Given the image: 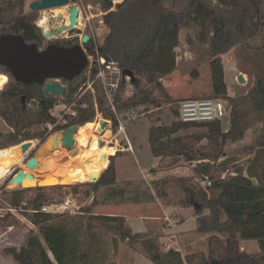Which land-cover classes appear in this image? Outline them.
Listing matches in <instances>:
<instances>
[{"label": "trees", "instance_id": "1", "mask_svg": "<svg viewBox=\"0 0 264 264\" xmlns=\"http://www.w3.org/2000/svg\"><path fill=\"white\" fill-rule=\"evenodd\" d=\"M26 0H0V27L4 33L21 34L26 42L36 43L39 48L45 47L43 34L35 24L36 11L24 12ZM75 1V0H72ZM85 3L99 4L102 11L103 24L108 32L101 44L96 45L97 54L108 57L117 64L119 69L131 70L134 80L130 84L135 92L124 101L119 100V91L125 84V77L119 82L117 92L113 95V103L117 108L132 107L150 103L158 106L162 100L172 101V96L159 83L175 71L186 75L198 66L207 63L210 68L211 95L221 98L229 104V126L223 129L222 121L209 123H184L174 121L170 125L151 123L148 129L150 151L155 157L184 156L187 160L215 161L225 155L223 147L226 142H235L243 138L245 132L256 124H261L264 132V68L260 74L254 75L252 86L241 95L230 96L224 79V67L221 55L240 46L252 52L264 48V0H122L113 5L114 0H83ZM114 6V9H111ZM186 31L184 43L192 54L190 58L177 59L176 48L181 45L180 33ZM47 44V43H46ZM86 51L95 54L94 39L84 45ZM0 70L8 75V82L3 88L7 99L11 101L10 113L12 128L20 138L10 145L19 144L25 140L46 135L45 127L38 135H30L26 130L34 125L55 123V117L50 109L56 103L57 94L44 93L42 85L33 83L24 85L14 79L9 71L0 66ZM92 72L91 78L95 76ZM86 68L71 80L61 79L66 92L61 95L71 99L78 88L85 83ZM145 80L152 89L142 86ZM97 109L104 118L116 123L111 109L103 107L102 87L100 80H95ZM156 90L157 95H153ZM25 96V104L21 97ZM191 97V96H190ZM91 95L86 94L76 106V115L62 125H56L53 130L63 129L71 125L82 126L92 121L95 109L92 105L81 107L83 102H89ZM36 101L35 108L28 107V101ZM174 113L178 116L177 107ZM7 123L5 114L0 112ZM189 125L205 126L204 134L191 137L174 136L181 128ZM208 140V150L195 148V143L201 139ZM259 148V149H258ZM257 149V150H256ZM247 153H254L247 168V175L242 169L233 173L227 171L224 177L209 176L211 185L208 192L193 185H182L184 197L178 202L182 207L194 206L195 231L217 232L225 237L221 256L189 253L182 257L175 249L163 251L156 235L151 231L133 232L122 215L91 214L98 222L106 224L113 234L118 235L111 240L115 251L119 242L126 244L141 253L152 264H264V136L257 143L246 148ZM256 150V151H255ZM109 157L107 167L99 178L87 181L93 190L106 186L107 196L117 199L110 202L104 199L101 203H143L154 202L151 195H135L127 197L126 185L118 186L113 157ZM207 163H203L200 172L203 177L210 173ZM154 171V169H151ZM180 180V179H178ZM166 181V180H165ZM64 187L77 188L76 184H55L48 186L36 185L22 187L18 193L35 192V197L27 199L24 209H30L29 217L34 224L39 225L42 240L29 233L26 244L19 249L7 247L4 252L10 255L16 264H92L95 262L94 248L84 243V240L94 235L90 221L82 225L75 218L57 219V214L42 212L41 206L48 200L47 191L61 190ZM157 189L156 185H154ZM159 190V189H157ZM15 192V193H16ZM164 193H158L163 196ZM13 208H20L19 197L10 199ZM98 204L93 201V205ZM88 209V208H87ZM206 211V213H204ZM92 213L91 211H87ZM13 216L6 213L0 216V226H11ZM56 220V221H55ZM255 240L259 246L256 252L248 253L241 250L239 241ZM96 250V249H95Z\"/></svg>", "mask_w": 264, "mask_h": 264}, {"label": "rangeland", "instance_id": "2", "mask_svg": "<svg viewBox=\"0 0 264 264\" xmlns=\"http://www.w3.org/2000/svg\"><path fill=\"white\" fill-rule=\"evenodd\" d=\"M30 1L32 0H26L24 2L23 10L25 13L31 11L28 7ZM120 1L114 0L113 5ZM74 4L79 8L77 22L78 28H76L74 32L89 31V33L93 35L94 44H101L108 32V29L103 24L102 16L104 12L102 11L99 4H94L91 2L85 3L83 0H70L69 4L66 5L36 11V26L41 30L42 34L47 31H51L52 33L54 29H57L59 26L63 25L62 16L64 17V15L62 14H67V7ZM111 9H114V6ZM43 17H46V24L40 23V18ZM3 33L4 32L0 27V34ZM69 33L70 31L67 32L66 30L64 33H62V35H68ZM186 33V31H181L180 33L181 45L176 48L178 60H180L182 57H192V54L187 50V46L184 43V37ZM48 41L49 38L45 37L44 45H46ZM230 55H232V58H225V80L227 81L228 85L227 93L230 96L241 95L246 93V91L254 83V75L257 73L260 74V70L264 68V48L252 52V50L247 48L241 50L240 46H238ZM90 56L94 58L93 55ZM229 59H233L231 65H228ZM94 62L95 59H93V63ZM207 65L208 64L206 63V66L200 68L197 72H193L195 70L194 69L188 73L190 75V78L188 79L191 80L189 81L191 83L190 87H187V80L179 81L181 83L178 82V84L181 86L177 85L176 91L174 90L175 92L173 91L169 80H166L169 83V86L167 88H164L163 86L162 87L167 90L170 95L177 97L182 96L184 93L187 95L194 94L197 96V94H201L200 96L214 97L213 94L211 95V90H208V88L211 86V81L207 76V71H210V68L209 66L207 67ZM238 71H241L243 74L245 79L244 82L238 80V77L236 76ZM105 74L108 79L109 77L115 78L117 75L115 72L111 73V70H106ZM198 77L201 78L200 82L195 81V78ZM8 79V75L0 70V112L4 113L8 119L7 123L6 119L0 115V216H4L6 213H10L13 216L11 219L13 225L0 226V264H16L13 258L4 252V249L7 247H16L19 249L20 247L24 246L29 233H33L42 240L39 233V225L34 224L29 217V212H31L30 209L22 208L24 207L23 203L25 204L27 199L35 197V192L29 191L22 194L16 192L22 188V186L14 184L12 187L10 178L14 175L18 168L22 169L24 161H26L31 156H35L37 151V153L40 152V149L44 147L46 140H48L52 134L61 130L47 129L43 140H41L39 137L30 139V147L23 152L20 149V143L16 145H10L13 143V141L20 138V136L18 137L15 129L10 126L12 125L10 113L11 101L7 99V94L9 93L3 92V88L8 82ZM121 79L124 78L119 76V82ZM95 80L93 87L96 99L97 93L95 90ZM100 83L103 90L101 95L103 107L106 110L111 109L113 111L117 124L115 125L112 120L104 118L97 109V105L96 108L94 107L92 99H90L89 102H83L82 104L85 105L83 106L81 104V107H88L89 105H92L95 109L94 119L88 122L97 123L100 122V120H108L109 123H107V125L104 127L105 131H107V134H104L105 131L98 134L97 140L100 146H110L115 148V153L117 152L118 155L113 157L114 165H116L117 157L120 156L118 157V162L120 165L116 178L119 180V182H117L119 183L118 186H125V183H130V185L125 186L127 190V197H132L135 195H151L154 198V202L160 201L161 204L180 206L178 201L184 197L182 192V185L184 184L188 183L193 185L195 188H203L208 192L209 188L203 186L202 181L205 178H209L210 175H213V177L215 176L216 178L218 176L222 178L227 174V171L233 173L236 169H242L243 173L247 175L246 168L252 164L251 161L254 153L248 154L246 148L257 143L262 134L264 136L261 124L258 123L249 128L245 132L242 139L235 142H226L223 147L225 155H221L218 160H204L208 162H200L201 160L189 161L181 155L163 156L157 160L154 156H152V153H150V146L148 147V129L151 123L156 125H170L174 121H180L178 116L174 113L178 99L173 98L172 101L162 100L158 106L145 103L132 107L122 106L117 108L119 100L124 101L135 92V88L130 84L129 77L127 76L125 78L124 86L119 91V100L117 103H113V109L105 97L101 80ZM83 85L84 83L78 88L71 99H64L63 97H60L61 95L57 94L58 96L55 102L64 101L70 105L72 104L76 109V106L78 105L77 101H79L86 94L91 95L90 91L86 90ZM142 86L146 89H152V85L148 84L145 80L142 81ZM81 87L82 89H80ZM117 90L118 88L115 92H117ZM189 91L190 93H188ZM153 95H157L156 90H154ZM27 105L28 107L35 108L37 103L36 101L30 100L28 101ZM225 105L229 111L230 107L226 101ZM70 119L71 118L68 117L67 121ZM221 126L223 129H226L229 126L228 117L224 118ZM45 127V124L34 125L28 128L26 133H29L30 135H38L39 132ZM79 127L80 126H77V129ZM206 131L207 128L205 126L189 125L178 130L174 136L193 138L195 135L204 134ZM130 142L132 146H130ZM207 143L208 140L203 138L199 142L195 143L194 149H198L199 153L203 149L208 150L209 145ZM128 146L130 149V151L127 152L128 155L121 156L122 152L125 151L124 148H127ZM52 148L44 149L41 153H39L38 158L45 159L49 156L55 157L57 162L56 168L53 169V171L51 170L47 173H43V165L37 167L35 170H33V168H29V170L33 172L31 174L34 176V180H37L41 186L71 184L61 181L62 175L67 172L64 166L68 158H70L72 155H75L80 150V148L76 144H74V149H76L75 151L68 150L61 145L55 147L53 146ZM110 156L111 155H108V162ZM35 158L37 162H39L38 158ZM203 163H207L206 165L209 166L206 167H208L210 170V173L205 177H203L200 172L198 173V171L201 170V166L199 165H202ZM174 168H179L177 174H163ZM151 169H154V171ZM157 172H159V176L155 179L154 176L157 175ZM87 181L89 180L73 182L72 184L77 185L76 190L72 189L71 187H64L61 188V190H48L46 192L48 195V200L44 201V204H48L52 207V204L59 205L64 199L68 198L72 202L73 210L57 214L56 216L58 217H56V220L58 218L69 219L74 217L75 219L73 221L77 220L82 225L90 221L92 227L94 228V235L90 238H87V240H84V243L86 245V243L88 244V241H90V245L94 248V253H96L94 259L95 262L92 264H117L121 247L139 253L135 249L130 248L126 244V241L119 242L116 251L115 247L112 248L111 240L115 234H113V232L107 228L108 226L106 224L98 222L97 219L92 218L93 216L91 214L93 213H89L87 211L93 212V208L95 206L93 205V201H96L98 204H100L104 199H108L110 202H113L117 198L114 195H111V197L107 196L108 188L106 186H100L95 191L90 185L85 183ZM154 185H156L157 189L159 190L155 189ZM161 192H163L164 195L158 196V193ZM13 197H19L22 204L20 208H16L14 212H11L10 209H13V207L10 205L9 201ZM189 208L191 209L188 210L187 214L189 215L192 213L196 219L194 206H189ZM204 213H206V211H204ZM173 215L174 214L171 213L163 217L162 215L157 217L160 227H164L163 235H160L158 232L156 234L160 248L163 251L172 248L178 250L182 257H185L189 252H203L206 255L211 254L216 257L222 255L225 237L217 232L205 233L197 232L194 229H189L195 225L194 221L191 219H187L185 224L182 225V228H186V230L182 232H176V236L178 237H173L172 235H175V233L172 231L173 227L175 226L174 229L179 228V226L177 227L178 221L176 218L172 217ZM165 217H168L171 222L166 221ZM171 219H175V221H172ZM155 222L156 221H153L152 223ZM132 226L134 231H139L144 230V226L146 225L145 221L142 222L140 219L136 218L133 219ZM165 227H168L169 229H166ZM150 231L153 233L152 230ZM115 236V239L119 238L118 235ZM258 250L259 246L255 240L246 241V252L251 253ZM139 254L142 255L141 253ZM122 255H124V258H126L125 254Z\"/></svg>", "mask_w": 264, "mask_h": 264}, {"label": "water", "instance_id": "3", "mask_svg": "<svg viewBox=\"0 0 264 264\" xmlns=\"http://www.w3.org/2000/svg\"><path fill=\"white\" fill-rule=\"evenodd\" d=\"M68 3L69 0H32L29 2L28 7L31 11H40L66 5ZM77 14L78 7L74 4L69 8V24L59 26L54 32L59 33L67 29H74L77 22ZM50 35L51 31L43 33V37H48ZM87 41L88 35H83L82 42ZM106 60H108V57H106ZM87 63L88 57L80 44L72 46L49 44L44 48H39L36 43L26 42L21 34H0V66H4L16 81L24 85L33 83L42 85L44 93L63 95L66 92V87L60 80L73 79L83 71ZM121 73L123 77L128 76L131 81L134 80V74L131 70L123 69ZM238 80L241 82L245 81L242 74L238 75ZM21 100L23 104H25V96H22ZM107 123L109 122L106 119L100 120L102 128H104ZM76 129V125L63 128L59 132L52 134L50 141L55 143L58 138V145L68 150L75 151V139L73 135ZM30 144V140L21 142L22 151H26L30 147ZM102 158H104V156ZM36 162L35 156H31L24 161V164L30 167L34 166ZM19 172H23V169L18 168L10 178V182L22 186L20 176L17 175ZM99 176L100 174L95 176V174L92 173L89 181L94 182ZM196 207H198V205L194 204V208Z\"/></svg>", "mask_w": 264, "mask_h": 264}, {"label": "built area", "instance_id": "4", "mask_svg": "<svg viewBox=\"0 0 264 264\" xmlns=\"http://www.w3.org/2000/svg\"><path fill=\"white\" fill-rule=\"evenodd\" d=\"M96 45L97 44H95L94 55L88 53L82 46L88 57V63L85 67L87 77L83 87H85L86 90L90 91L92 102L94 103V107L96 108L97 103L94 95L93 83L95 79H100L104 88L105 97L114 109L113 95L118 88L119 76L121 77L122 73L115 62L110 61L109 59L106 60L105 56H100L97 54ZM90 55H93L94 58ZM93 59H95L94 63ZM106 70H111V73L115 72L117 75L115 76V78L109 77L108 79L105 74ZM94 71L96 74L93 77L94 79H92L91 74ZM159 82L164 88H167L169 86V83L166 81L165 77H161L159 79ZM80 89H82V87ZM82 105L84 106L85 104ZM176 107L178 110V118L181 122L184 123H209L218 120L223 121L229 113L224 100H222L221 98L210 96H191L181 98L177 100ZM50 113L53 115V117H55V123H45V126L47 129L52 130L56 125H62L66 123L68 117H74L76 115V110L72 104L70 105L69 103H66L64 101H57L51 107ZM202 184L203 186L208 187L211 185V180L209 178H205L202 181ZM72 208L73 205L71 200L66 198L59 205L52 204L51 207L48 204H44L40 209L42 212L62 213L65 211H72ZM14 210L16 209H10L11 212H14ZM165 220L171 222L168 217H165ZM172 221H175V219H173Z\"/></svg>", "mask_w": 264, "mask_h": 264}, {"label": "crops", "instance_id": "5", "mask_svg": "<svg viewBox=\"0 0 264 264\" xmlns=\"http://www.w3.org/2000/svg\"><path fill=\"white\" fill-rule=\"evenodd\" d=\"M235 48L231 49L227 53L222 54L220 56L222 58L221 61H222L223 67H224V79H225V74H226L225 58H232V55H230V54L233 52V50ZM232 60L233 59L228 60L229 61L228 65L232 64ZM204 66H206V63L198 66L193 72H197L200 68H202ZM207 67H208V65H207ZM239 74H242L241 71H238L236 73V76L238 77ZM207 76L210 78V76H211L210 71H207ZM188 78H190L189 74L180 75L177 71L165 76V79L169 80V83L172 86L173 91L174 90L176 91L177 85L181 86L180 84H178L179 81L187 80V83H188L187 87H190L191 83L189 81H191V80ZM200 80H201L200 77L195 78V81H197V82H200ZM225 82L227 85L226 80H225ZM179 83H181V82H179ZM208 90H211V86L208 88ZM227 90H228V85H227ZM188 93H190V91ZM192 93H194V92H192ZM200 95L201 94H197V96H200ZM190 96H196V95H194V94L187 95L184 93L180 97L173 95L172 98L181 99V98L190 97ZM129 144H130V146H132L131 142ZM148 147H149V144H148ZM124 150L125 151L122 152L121 156H127L128 155L127 152L130 151L129 146L127 148H124ZM150 153H151V151H150ZM118 157H120V156H118ZM118 157H117V161H116V165H115L116 177H117V172L119 171V165H120L118 162L119 161ZM155 158L158 160L160 157H155ZM178 170H179V168H174V169L169 170V172H165L163 174H169V175L170 174H177ZM158 176H159V172H157V175L154 176V178L156 179V178H158ZM116 181L119 182V180H117V178H116ZM190 209L191 208H189V207L161 204L160 201L143 202V203H119V204L100 203V204H97L94 206L92 213H94V214H105V215H122L127 220L128 224L131 227V230L133 232H143V231H147V230H149V231L152 230L155 235L157 234V232L160 233V235H163V228H164V227H160V224L158 223L157 217H159L160 215H162V217H163L165 215L172 213V214H174L172 217L176 218L178 221L177 227L179 226V228H177V229H174L175 226L173 227L172 231L175 233V235L173 234L172 236L175 237L176 232H182V231L186 230V228H182V225L185 224V221L187 219H191L195 223V217L192 215V213H190L189 215L187 214L188 210H190ZM136 218L140 219L142 222L145 221L146 226H144V230L134 231V228L132 226V221H133V219H136ZM153 221H156V222L152 223ZM165 228L169 229L168 227H165ZM189 229H195V225ZM177 237L178 236H176L175 238H177ZM239 246H240L241 250L246 251V241H239ZM189 253H187V254H189ZM122 254H125L126 258H124V255H122ZM117 264H152V263L149 260H147L145 257H143L142 255H140L139 253H136L133 250L125 249V248L121 247L120 248V255H119V259H118Z\"/></svg>", "mask_w": 264, "mask_h": 264}, {"label": "bare ground", "instance_id": "6", "mask_svg": "<svg viewBox=\"0 0 264 264\" xmlns=\"http://www.w3.org/2000/svg\"><path fill=\"white\" fill-rule=\"evenodd\" d=\"M120 1V0H118ZM64 15L66 23L68 22V15ZM40 23L46 24V17L40 18ZM105 129L101 127L100 122H86L83 126H80L76 133L73 135L75 139V144L80 148V150L75 154L70 156L65 164L66 173L62 175L61 181L67 183L73 182H81L90 180V175L92 173L97 176L101 173L108 165V155H112L115 153V148L110 146H100L97 140V135L104 132ZM107 134V131L104 132ZM51 138L46 140L44 147L40 149L41 153L44 149H51L52 146H58V138L56 142H51ZM21 149V145H20ZM22 151V149H21ZM23 152V151H22ZM38 152V151H37ZM36 152L35 157H39V153ZM104 156V158H102ZM36 159V158H35ZM37 161V160H36ZM39 162H36L34 166H26L22 165L23 172L17 173L20 176L21 185L22 186H36L40 185L37 180H34L33 173L30 169H36V167H40L43 165V173H47L49 171H53L56 168L57 162L55 157L49 156L45 159L38 158ZM41 167V168H42ZM35 173V172H34ZM52 173V172H51ZM31 175V176H30ZM57 180V178H56ZM59 180V179H58ZM13 187L14 184L11 183Z\"/></svg>", "mask_w": 264, "mask_h": 264}, {"label": "flooded vegetation", "instance_id": "7", "mask_svg": "<svg viewBox=\"0 0 264 264\" xmlns=\"http://www.w3.org/2000/svg\"><path fill=\"white\" fill-rule=\"evenodd\" d=\"M69 2H70V0H69ZM71 6L67 7V14L68 15H69V8ZM78 16H79V8H78V14H77V22H78ZM62 22H63V25H68L69 24V18H68V22L66 23L65 18L62 16ZM77 22H76V25H75L74 29H67V32L70 31V33L68 35H62V33H64L66 30L63 31V32L55 33L54 32L55 29H54L53 32L51 33V35L47 37V38H49V41L47 42V44L45 46H47L49 44H57V45H60V46H72V45H75V44H80V45H82L84 47L86 42H82L83 35H88V41L90 39H93V35L91 33H89V31L88 32H86V31L85 32L84 31H82V32H77V31L74 32L75 29L78 28L77 27ZM56 80H58V79H56Z\"/></svg>", "mask_w": 264, "mask_h": 264}]
</instances>
